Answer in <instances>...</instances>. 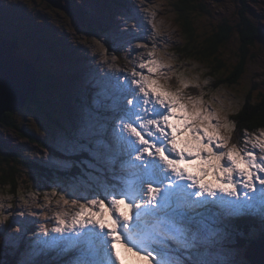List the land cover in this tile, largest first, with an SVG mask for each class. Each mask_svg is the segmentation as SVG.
Returning <instances> with one entry per match:
<instances>
[{
    "label": "rangeland",
    "instance_id": "1",
    "mask_svg": "<svg viewBox=\"0 0 264 264\" xmlns=\"http://www.w3.org/2000/svg\"><path fill=\"white\" fill-rule=\"evenodd\" d=\"M56 1L68 11L54 6L49 0H0V36L9 33L18 36L16 55L35 63L37 61V66L53 75L50 82L53 83L52 88L45 95L47 100L41 92L38 93L43 111L49 109V112H35L37 107L33 105L13 109L16 124L37 134L36 139L50 148L31 141L16 129L1 125L0 138L20 159L30 158L66 168L69 159L79 154H87L93 161H88L82 167L81 177L71 180L59 176L46 180L47 177L38 173L34 166L18 162L19 172L14 182L0 181V204L4 205L0 213L7 217L0 219V242L2 239L4 245L3 248L0 246V264L9 261L8 249L12 250L14 245L19 244L24 248L32 245L27 251L35 254L36 238H49L44 236L45 228L49 236L59 235L52 232L57 226V212H68L70 216L76 210L71 204L64 205L61 197L84 203V198L91 199L105 186L111 187L108 181L113 178V173L128 172L126 148L120 137L121 120L113 102L123 98L122 94L131 79V69H138L153 44L159 58L169 65L163 71L171 78V84L178 83L177 77L193 80L199 87L190 86L186 90L188 94L202 96L210 105L223 102L227 119L233 125L230 143L238 147L251 148V145H245V131H242V140H236L238 123L232 117L242 109L248 95L251 98L249 101H252L264 93V40L254 38L248 64L235 83L225 79L234 76L231 74L233 66L242 52L240 32H235L237 28L219 49V57L226 63L219 72L213 71V57L185 56L180 51L190 35L184 33L181 26L185 19L191 21L196 44L211 35L223 22L235 25L243 9L252 24L261 28L264 35V0ZM191 2L196 4V8L191 7ZM179 6L186 9L181 12ZM154 23L158 32L152 27ZM116 71L125 72L121 73V77L114 78ZM97 76L102 79L100 84ZM49 116L57 122H49ZM88 125L102 126L103 135L86 132ZM107 140L111 141L110 151L99 147L100 142ZM54 151H58V154ZM125 179H131V176ZM55 181L61 183L60 189L55 186L57 184L54 185ZM207 181L214 182V178L209 176ZM9 204H12L11 208ZM239 220L256 223L257 226H251L253 230H250V226L246 227L249 234L264 227L259 214ZM238 233L230 232L213 249L210 258L223 264H246L242 257L248 246L256 257V264H264V247L260 243L252 245L251 242L259 235L250 234V238L242 243ZM14 237L19 239L14 241ZM24 248L16 256L18 264L29 262L23 256ZM119 252L123 264H148L123 248ZM31 254L26 257L32 261L41 259L42 264H65L69 259L67 254H61L55 247L42 254L36 251V257Z\"/></svg>",
    "mask_w": 264,
    "mask_h": 264
},
{
    "label": "snow or ice",
    "instance_id": "2",
    "mask_svg": "<svg viewBox=\"0 0 264 264\" xmlns=\"http://www.w3.org/2000/svg\"><path fill=\"white\" fill-rule=\"evenodd\" d=\"M166 67L153 44L131 69L123 98L113 102L128 172L113 173L111 187L84 203L61 197L76 210L57 212L52 232L59 235L45 228L49 238H36L38 253L55 247L69 256L65 264H120V245L148 264H223L210 257L236 222L255 214L264 222V131L245 132L251 148L230 143L233 125L223 102L210 105L188 94L199 87L193 80L177 77L171 84ZM101 128L85 131L102 136ZM99 147L110 151L111 141ZM193 163L195 173L181 166Z\"/></svg>",
    "mask_w": 264,
    "mask_h": 264
},
{
    "label": "trees",
    "instance_id": "3",
    "mask_svg": "<svg viewBox=\"0 0 264 264\" xmlns=\"http://www.w3.org/2000/svg\"><path fill=\"white\" fill-rule=\"evenodd\" d=\"M191 7L196 8V4L194 2H191ZM180 8L181 7L179 6V10ZM184 9L186 8H181V12L184 11ZM244 11L245 9L240 11V13L238 14V22L235 25L226 24L224 22L219 24L216 27V29L212 32V34L207 36L199 44L195 43L191 21L188 19H185L183 23L181 24L184 30L182 31L190 35L188 37L189 39L187 38L186 43L183 46H181L180 51L183 52L185 56L192 57L196 55L197 58L213 57V62H214V66L212 67L213 71L219 72L220 69H222L226 64L219 57V49L221 45L226 41V39H228L231 32H234L237 28L238 30H236L235 32L236 33L237 31L238 33L240 32L241 40H242L240 50L242 52L239 58L237 59V62L233 66V71L231 74H233L234 76L231 77V79H225L229 81V83L233 81L235 83L240 77V75L244 72V68L248 64V61H247L249 58L248 55L250 53L251 43L253 42L254 38H257V39L260 38L261 40H264V35L261 33L262 29L259 28L257 25H255V23L252 24V21L249 20V18L246 16ZM3 37L5 39H14L17 42L19 38L15 34H11V33ZM30 61L34 64V66H37L36 65L37 61L36 63L32 60ZM38 66H37V69L35 68L36 72L39 74V76H37V87H38L37 92L34 93L28 99V103L25 105L24 108L31 107V105H33L37 107L35 108V112L39 111V112L46 113V112H49L50 110L46 109V111H43L44 109L39 101L38 93L41 92V95L44 96L45 98L47 91H49V89L52 88L51 85L53 83H50V82H51V77H53V75L50 71L45 70L41 66L40 67ZM220 81L222 80L220 79ZM215 87H216V84H215ZM249 100H251V98L248 95L246 97V100L244 102V106L242 107V109L236 115L232 117L233 119L236 118L237 123H238L237 124L238 129L235 132L237 133L236 140L238 141L242 140L241 139L242 131H245L248 134L256 133L258 135L259 132L264 129V93H260L259 96L252 101H249ZM47 120L52 123L57 122L56 119H54V117H51V116H49ZM0 125L5 128L16 129L20 131L22 134H24V136H27L31 141L37 142L38 144L45 145L43 141H39L38 139H36L38 138V137H35L37 134L33 133L31 130L27 129L26 127L22 125L16 124V120L14 118V111L5 112L0 118ZM46 147L50 148V146H46ZM242 147L243 145L240 146V148ZM2 148L3 150L1 151ZM9 149H11L10 146L3 139L0 138V181H4V182L5 181L14 182V179L17 177L18 172H19L18 166H17L18 162H22L26 164V166H30V165L34 166L38 170V173L45 175L47 177L46 180L50 178L52 179V177H57V176L65 177L66 179L71 180V179H76L77 177H81L80 170L82 169L83 166H86L88 161L92 160L91 157H89L87 154H79L78 156H75L69 159V162H68L69 166L66 168V167H62L59 165L45 163L43 161L39 162L34 159L30 160V158H28L29 160L20 159V157L16 153H14L12 149L11 150ZM54 153L58 154V151H54ZM55 184H57V181L54 182V185ZM60 184H57L55 186L60 189L61 187ZM63 189H65V187L62 188L61 190ZM254 225L255 224H253V226ZM246 227L247 226H237L236 227V233L239 232L238 238L239 240H241L242 243L248 237H250V234H253V233H250V234L247 233ZM250 228H251L250 230H253V227H250ZM255 233L257 235L264 237V230L262 231L261 228L258 229L257 232ZM0 246H2V248L4 246L2 243V239L0 242ZM23 248L24 247L22 245L18 244V245H14L13 248L11 247L12 250L8 249V252L10 251L9 252L10 260L7 261L6 264H18V262H16L17 260L16 256L20 254L19 251H21ZM24 250H26V247L24 248ZM0 253H1V250H0ZM23 256H25L24 258H26L27 262L29 261L28 264H31V262H33L32 260H30L29 257H26L28 256L26 252Z\"/></svg>",
    "mask_w": 264,
    "mask_h": 264
},
{
    "label": "water",
    "instance_id": "4",
    "mask_svg": "<svg viewBox=\"0 0 264 264\" xmlns=\"http://www.w3.org/2000/svg\"><path fill=\"white\" fill-rule=\"evenodd\" d=\"M49 1L65 10L56 0ZM17 49L16 40L0 36V118L5 112L23 106L36 90L35 66L31 61L16 55ZM260 242L264 245V240ZM249 254L255 256L252 251H248L245 256ZM249 259L254 263L252 256Z\"/></svg>",
    "mask_w": 264,
    "mask_h": 264
},
{
    "label": "bare ground",
    "instance_id": "5",
    "mask_svg": "<svg viewBox=\"0 0 264 264\" xmlns=\"http://www.w3.org/2000/svg\"><path fill=\"white\" fill-rule=\"evenodd\" d=\"M143 18V17H142ZM145 21V20H144ZM19 46V45H18ZM109 68V67H108ZM131 69V68H130ZM128 71V70H127ZM119 72V71H118ZM117 71H116V74L114 75V78L115 77H121L122 76V74L121 73H124V72H122V71H120V73H118ZM35 73L37 74V72H36V69H35ZM90 73V72H89ZM131 74V73H130ZM105 76V75H104ZM125 77H126V75H125ZM107 78V77H106ZM124 78V77H123ZM117 79V78H116ZM125 79V78H124ZM113 80V79H112ZM130 80V79H129ZM97 81H99V84H100V82H102V79L100 80V78L97 76ZM116 81V80H115ZM36 83H37V77H36ZM93 84H97V83H93ZM92 84V85H93ZM125 84V83H124ZM37 86V85H36ZM98 86V85H97ZM122 86V85H121ZM32 96V95H31ZM30 98V97H29ZM27 103V102H26ZM25 103V104H26ZM25 104L23 105V106H25ZM23 106H21V107H23ZM118 149V148H117ZM182 167H188V169H189V171L190 172H193V173H195L196 171H198V167L193 163V164H184V165H181ZM91 170V169H90ZM246 218H247V216H245ZM244 217V218H245ZM243 218V217H242ZM252 220H256V219H254V218H251ZM246 220V219H245ZM245 220H238L237 222H236V225H235V229H234V232L233 231H230V232H232V233H235L236 234V232H235V230H236V227H237V225H239V226H253V224H255L256 225V223H254V222H245V223H243ZM257 226V225H256ZM41 228V227H40ZM0 229H1V227H0ZM264 230V227H262V231ZM245 232V231H244ZM56 234V233H55ZM54 234V235H55ZM0 235H1V232H0ZM68 235V234H67ZM252 235H257L256 233H253V234H251V236ZM240 237V236H239ZM250 238V237H249ZM261 240H264V237L263 236H258L257 238H255V239H253V240H251V242H252V245H254V244H256V243H260L263 247H264V245L260 242ZM28 247H32V245H28L27 247H26V250H24L26 253H27V255L28 254H31V253H28V251H27V248ZM247 248H246V250H245V252H244V255H243V257H242V259H244V261L246 262V264H256V257L255 256H253L252 254H249V256L248 257H246L245 255H246V253L248 254V251H251V249H250V247H248V246H246ZM245 248V247H244ZM122 248L120 247V245H117V250L119 251V250H121ZM35 254H36V250H35ZM35 254H31V255H34L35 257L37 256V255H35ZM57 254V253H56ZM264 255V254H263ZM250 256H252V258H253V260H254V263H252L251 261H250V259H249V257ZM47 258V257H46ZM34 262H35V264H42V262H41V259L40 260H36V259H34L33 260ZM19 263V262H18ZM121 264V263H120Z\"/></svg>",
    "mask_w": 264,
    "mask_h": 264
}]
</instances>
